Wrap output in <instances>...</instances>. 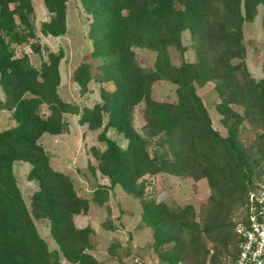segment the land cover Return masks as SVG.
Segmentation results:
<instances>
[{
    "label": "trees",
    "instance_id": "trees-1",
    "mask_svg": "<svg viewBox=\"0 0 264 264\" xmlns=\"http://www.w3.org/2000/svg\"><path fill=\"white\" fill-rule=\"evenodd\" d=\"M70 0H44L50 20L41 32L58 37L68 31ZM91 15L89 37L92 56L100 58L98 72L82 62L74 73L80 93L101 84V102L80 106L59 93L60 64L65 51L51 50L37 39L32 17L33 0H0V109H8L15 125L0 128V264H105L93 251L95 230L79 227L75 217L89 211L91 201L105 205L121 186L142 204V221L153 229V248L161 264H221L225 251L239 253L240 238L234 218H241L250 191L264 180V77L257 79L246 63L244 25L259 13L264 0H81ZM264 26V17H263ZM192 36L196 60L175 64L170 47L188 50L184 33ZM31 43L39 55L47 51L40 67L17 47ZM157 53L153 67L143 66L136 48ZM176 86V98L158 100L157 81ZM215 83L220 97L216 108L227 128L223 135L213 125L199 88ZM233 104L244 108L240 113ZM44 105L48 114L41 113ZM141 107L144 125H134V111ZM68 114L100 130L101 149L91 147L99 170L110 185L99 184L89 198L79 194L73 178L54 168L41 137L69 129ZM248 122L255 137L244 140L241 126ZM114 129L123 145L109 136ZM162 152H150L153 139ZM31 165L30 181L38 188L26 200L19 185L16 161ZM170 173L196 180L206 177L211 194L201 211L156 201L146 196L145 177ZM49 221L52 249L37 220ZM109 223V221L107 222ZM109 226V225H108ZM112 227V225H110ZM113 242L111 257L124 264ZM211 251L215 254L211 255ZM224 257V256H223Z\"/></svg>",
    "mask_w": 264,
    "mask_h": 264
},
{
    "label": "rangeland",
    "instance_id": "rangeland-1",
    "mask_svg": "<svg viewBox=\"0 0 264 264\" xmlns=\"http://www.w3.org/2000/svg\"><path fill=\"white\" fill-rule=\"evenodd\" d=\"M35 3L37 9L35 15L32 17V20L36 27V40H38L44 46H48L53 51L58 52L60 49L65 51V76L68 75V78H70L72 69L74 67H78L82 62L86 61H91L93 65V71L98 72V66L101 64V59L94 58L92 56L94 47L93 42L89 37L91 15L87 13L81 0L69 1L70 31L61 37L44 36L41 33L42 22L49 20L50 14L45 7L43 0H35ZM263 17L264 6L261 5L259 6V13L256 15L255 19L251 22H246L244 25V42L247 46L246 63L252 75L257 79L264 77ZM184 43L186 46H188V50L185 53H182V51L175 46H171L169 48L172 60L175 64H181L184 59L188 61L196 60V51L192 47L193 40L188 30H186L184 33ZM18 51H27L28 53L30 52L32 62L38 67H40L43 58L47 57V51H45V55H39L37 53H33L34 51L31 52L29 46H26V48L22 46L20 49H18ZM136 53L137 59L141 65L147 67H153L155 65L157 55L155 51L137 47ZM91 83L93 84L94 82L92 81ZM100 85L101 84L99 82H95L93 85L95 87L93 89V93L87 92L86 95H80L79 87L76 84H72L69 89L67 87V91L62 89L61 92L63 95L67 94L66 97L72 102L77 104L80 102L81 105L89 104L90 106H93L96 102L102 101L99 94ZM199 93L210 110L214 127L223 135H227L228 131L222 123V115L216 108L217 103L220 102V97L215 89V83L208 82L205 86L200 87ZM153 95L158 100L172 101L176 98V86L169 81H157L154 84ZM233 107L236 108L240 113H244V108L242 106L233 104ZM41 113L44 116L48 114V110L45 105L41 110ZM67 118L69 121L78 126L77 128L80 130V132L75 134L77 136L79 135L78 138L80 141L83 139L80 146H88L90 149L92 146H97L101 149L104 147V144L98 139L100 130H89L80 127L77 124V117L75 115L68 114ZM144 123L145 122L144 118L142 117L141 107L138 106L134 111V125L136 128L140 129ZM241 131L244 140H251L255 137V131L252 130L248 122L243 123L241 126ZM82 133L84 134L83 138L81 136ZM108 134L110 137L117 139L123 145L126 144V140L123 138V136L114 129H110ZM75 138L76 137L74 136V133H71L69 137H66V139L62 141L65 146V151L62 150V148L61 151L56 150L57 155L53 157V163L56 166V169L60 168L59 164L61 163H64L65 166H68V169L71 173H69V175L73 178L76 189L80 195L84 196L86 194H91L89 193V190L94 189L98 182H101L105 185H110V180L100 171L99 175L95 177L97 180L94 179V176L91 173L90 163H87V157L83 154L84 148L75 151L76 155L70 154V147L72 146V141L75 140ZM59 142L60 141L52 142L50 140H45L50 155L54 154L53 144L58 145ZM149 150L153 154L156 151L162 152V147L159 145V143H157L156 138L151 141ZM92 160L97 166V159L92 156ZM64 161H67L68 163H65ZM19 173L20 185L23 187L24 197L29 201V193L35 187H38V183L37 181H29L26 178V174L24 173L23 169H19ZM145 183L146 196L148 198L155 199L158 202H168L172 205L179 204L185 206L187 204H192L195 206L198 213L201 211L203 204L211 194V188L206 177L196 180L192 176L181 177L170 173H159L156 175H147L145 177ZM120 187L121 186H117V189L115 188L113 190L114 195L111 198V201L109 203L107 202V205H105L102 209H99V211L95 214L93 222L96 225L99 233L93 235V241L102 251L108 249L113 242L119 241L120 246L116 248V251L119 254H124L126 252L127 254L125 257H132V264H135V257H140L142 260H151L154 263H161L157 252L153 248V229L149 226H146L142 221L143 207L140 200L130 194L127 195V193L121 190L122 187ZM107 206L111 208V213L108 212ZM108 221L109 223H107ZM36 222L41 234L47 240L49 246L52 249L58 248V244L51 236L49 221L46 219H41L37 220ZM110 225H112V227H110ZM234 252L235 250L233 248L231 251H225L220 257L222 258L221 264L228 258H235ZM214 254L215 252L211 251V255ZM58 264L68 263L63 259ZM111 264H121V262L116 257H113V262Z\"/></svg>",
    "mask_w": 264,
    "mask_h": 264
},
{
    "label": "crops",
    "instance_id": "crops-1",
    "mask_svg": "<svg viewBox=\"0 0 264 264\" xmlns=\"http://www.w3.org/2000/svg\"><path fill=\"white\" fill-rule=\"evenodd\" d=\"M43 2H44V0H43ZM33 3H34V7H35V13H36V9H37V7H36V3H35V0H33ZM44 5H45V3H44ZM45 7H46V5H45ZM47 8V7H46ZM48 10V9H47ZM69 11H70V9H69V3H68V18H67V25H68V31H67V33H69V31H70V24H69V22H70V19H69ZM48 12H49V10H48ZM49 14H50V12H49ZM35 15V14H34ZM51 15V14H50ZM50 20V19H49ZM45 21H48V20H45ZM44 22V21H43ZM37 33V32H36ZM42 33V32H41ZM66 33V34H67ZM43 34V33H42ZM66 34H64V35H66ZM44 35V34H43ZM64 35H60V36H58V37H61V36H64ZM44 36H46V35H44ZM48 36H51V37H55V36H52V35H48ZM33 41H31V42H39L38 40H36V39H32ZM40 43V42H39ZM42 44V43H41ZM43 45V44H42ZM27 47L29 46L30 47V49L31 50H33L32 49V47H31V43L28 45H26ZM26 46H23V47H25L26 48ZM20 46H18L17 47V51H18V49H20L19 48ZM34 51V50H33ZM19 52V51H18ZM26 53L30 56V58H31V61H32V57H31V53L29 52H27L26 51ZM33 53H36V52H33ZM64 58L62 59V61H61V64H60V72H61V83H60V86H59V93H60V95L66 100V101H69V102H72L71 100H69L67 97H66V95H63V93L61 92V90L62 89H65V91H67L66 90V88L68 87V89L72 86V84H76L78 87H79V93H80V85L75 81V79H74V73H75V71H76V69H77V67H74L73 69H72V74H71V77L70 78H68V75H66L65 76V66H64V64H65V62H64ZM86 62H90V63H92L91 61H86ZM33 63V62H32ZM34 64V63H33ZM94 83H95V81H93ZM94 83L92 84L91 83V85H90V89H91V91H89V92H91V93H93V89L95 88L93 85H94ZM68 85V86H67ZM99 88H101V85L99 86ZM65 94V93H64ZM99 94H100V91H99ZM80 95H82L81 93H80ZM84 95H86V94H84ZM83 95V96H84ZM0 96H1V98L2 99H4L5 98V94H4V92H3V90L2 89H0ZM65 96V97H64ZM67 98V99H66ZM100 99H101V94H100ZM99 99V100H100ZM78 104L80 105V106H84V105H87V106H90L89 104H82L81 105V103L80 102H78ZM71 115H75L77 118V124L80 126V127H83V128H85V129H89L90 130V128H88V125L87 124H85V125H82V124H80V122H79V119H80V115H78V114H71ZM68 121H69V119H68ZM15 125V120L12 118V114H11V112L8 110V109H0V128L1 129H8V128H10V127H12V126H14ZM78 126H76L74 123H72L71 121H69V129L67 130V131H65V132H63V133H61V134H51V133H48V132H46V133H44L43 134V136L41 137V142L43 143V145L45 146V148L47 149V151H48V148H47V146H46V143H45V140H50V141H52V142H56V141H60L59 142V144L57 145V144H53V147H54V151H53V155H50L51 156V164H52V166L55 168L56 166L54 165V163H53V157L54 156H56L57 154H56V150H59V151H61V148H62V150H64L65 151V146H64V144L62 143V141L64 140V139H66V137H69L70 135H71V133H74V136L76 137L75 138V140H73L72 141V146L70 147V154L71 155H76V152L75 151H77V150H79V149H83V154L84 155H86V157H87V163H91L93 166H96V164H95V162H93V160H92V156L96 159V157L94 156V155H92L93 153L91 152V149L88 147V146H80V144H81V142H82V140L80 141V139L78 138V136L77 135H75V134H77V132H80V130L77 128ZM84 129V130H85ZM82 138L84 137V134L82 133ZM88 147V148H87ZM58 148V149H57ZM90 149V150H89ZM49 152V151H48ZM62 153V152H61ZM49 154H50V152H49ZM92 156H91V155ZM70 161V160H69ZM65 163H68L67 161H64ZM74 162H75V160H74ZM59 166H60V168L58 169V170H61V171H64V172H66V173H70V171H69V169H68V166H65L64 165V163H61V164H59ZM14 169H15V173H16V176H17V179H18V182H19V185H20V173H19V169H23V171H24V173L26 174V178L28 179V173H29V170L31 169V165L28 163V162H25V161H22V160H19V161H16L15 162V165H14ZM91 173H92V175L94 176V179H96L95 177L96 176H98L99 175V170H97L95 173H94V171L93 170H91ZM71 174V173H70ZM29 180V179H28ZM97 180V179H96ZM30 181V180H29ZM99 184H102L101 182L99 183L98 182V184H96V186H95V188L94 189H92V190H89V193H91V194H86V195H84V196H86V197H89V198H92L93 197V192H94V190L96 189V187H97V185H99ZM20 187H21V189H22V192H23V187H22V185H20ZM38 188V187H37ZM37 188L35 187L32 191H30V193H29V200H30V197H31V195L33 194V192L35 191V190H37ZM121 188V187H120ZM117 189V188H116ZM121 190L123 191V192H125V193H127L123 188H121ZM114 191H112L111 192V197H110V199H109V201H108V203L111 201V198L113 197V195H114V193H113ZM23 195H24V193H23ZM127 195H128V193H127ZM105 205H107V204H105ZM105 205H99L97 202H95V201H91V205H90V209H89V211L87 212V213H85V214H79V215H76V217H75V221H76V224L79 226V227H87V226H91L94 230H95V234H98L99 232H98V229H97V227H96V225L94 224V222H93V220H94V216H95V214L99 211V209H102ZM107 208H108V212L109 213H111V208L109 207V206H107ZM106 218V217H105ZM116 227V226H115ZM114 227V228H115ZM117 230V229H116ZM120 241H122L121 239H119ZM96 244V243H95ZM97 248V249H96ZM93 253H94V255L98 258V259H100V260H102L105 264H111L112 262H113V257H111V255L109 254V251H108V249H106L105 251H102L99 247H98V245L96 244V247H95V250L93 251ZM131 259H132V257H130V256H124L123 257V262H124V264H132L131 263Z\"/></svg>",
    "mask_w": 264,
    "mask_h": 264
},
{
    "label": "built area",
    "instance_id": "built-area-1",
    "mask_svg": "<svg viewBox=\"0 0 264 264\" xmlns=\"http://www.w3.org/2000/svg\"><path fill=\"white\" fill-rule=\"evenodd\" d=\"M31 52L33 50L30 49ZM45 50L42 54L45 55ZM235 232L240 238L237 257L228 258L222 264H264V180L250 191L241 218H234ZM135 264H161L151 260L134 258Z\"/></svg>",
    "mask_w": 264,
    "mask_h": 264
}]
</instances>
